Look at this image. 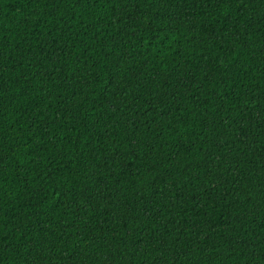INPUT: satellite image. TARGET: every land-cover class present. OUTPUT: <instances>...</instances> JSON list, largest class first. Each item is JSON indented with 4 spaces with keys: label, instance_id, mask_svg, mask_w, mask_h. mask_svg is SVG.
<instances>
[{
    "label": "trees",
    "instance_id": "1",
    "mask_svg": "<svg viewBox=\"0 0 264 264\" xmlns=\"http://www.w3.org/2000/svg\"><path fill=\"white\" fill-rule=\"evenodd\" d=\"M0 264H264V0H0Z\"/></svg>",
    "mask_w": 264,
    "mask_h": 264
}]
</instances>
